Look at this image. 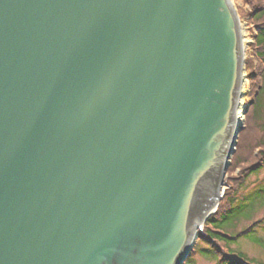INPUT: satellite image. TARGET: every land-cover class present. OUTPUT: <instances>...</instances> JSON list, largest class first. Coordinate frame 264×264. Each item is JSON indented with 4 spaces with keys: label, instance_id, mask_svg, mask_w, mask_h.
<instances>
[{
    "label": "water",
    "instance_id": "water-1",
    "mask_svg": "<svg viewBox=\"0 0 264 264\" xmlns=\"http://www.w3.org/2000/svg\"><path fill=\"white\" fill-rule=\"evenodd\" d=\"M245 71L233 0H0V264H186Z\"/></svg>",
    "mask_w": 264,
    "mask_h": 264
},
{
    "label": "rangeland",
    "instance_id": "rangeland-1",
    "mask_svg": "<svg viewBox=\"0 0 264 264\" xmlns=\"http://www.w3.org/2000/svg\"><path fill=\"white\" fill-rule=\"evenodd\" d=\"M233 2L241 20L246 55V80L244 84V96L241 103L243 105L241 112L244 116V124L242 125L244 129L240 134L237 150L232 158L226 176V186L223 192L224 196L220 204L223 202L228 189L232 187V183L242 175L245 168L257 163L264 150V147L257 148L258 146L255 145V142L258 141L264 129V110L262 111L263 117L262 115L258 118L253 117L254 105L252 102L262 84L261 79L258 77L262 69L257 62L256 51L254 49V35L257 31L249 15L253 7L249 0H233ZM262 102L264 103V97L262 98ZM262 143L264 146V135ZM262 167L263 168L259 172L253 173L250 176L245 186L240 188L237 205H240L241 209L229 215V218L222 224L226 233H238L260 219L263 220L262 225L264 226V165ZM237 187L238 186L235 187L236 191H238ZM257 235L264 240L263 229H259ZM199 240L200 234L198 235L195 247H197L196 245ZM199 245L205 247V245ZM231 245L234 249L246 254L250 259L264 263V247H262L261 244L255 243L247 238H240ZM192 260L193 264H216L215 261L207 259L198 253L192 256Z\"/></svg>",
    "mask_w": 264,
    "mask_h": 264
},
{
    "label": "trees",
    "instance_id": "trees-1",
    "mask_svg": "<svg viewBox=\"0 0 264 264\" xmlns=\"http://www.w3.org/2000/svg\"><path fill=\"white\" fill-rule=\"evenodd\" d=\"M249 2L253 7V10L249 15L257 31L254 35V49L257 53L256 56L259 59L258 64L262 69L258 76L261 79L262 84L252 102L254 105L253 117L258 118L260 115L263 117L262 111L264 110V103L262 102V98L264 97V0H249ZM263 135L264 129L258 141L255 142V145L258 146L257 148L264 147L262 143ZM261 154L262 155L259 157L257 163L245 168L242 175L232 183V187L228 189L218 211L208 219L204 229L199 232L200 240L196 245L197 247L192 251L186 264H193L192 256L196 253L215 261L216 264H264L250 259L246 254L234 249L231 245L237 242L240 238H247L264 247V240L257 235L259 229L264 230V226L262 225L263 220L252 223L238 233H226L222 226V224L229 218V215H232L241 209V206L237 205L239 190L242 186L247 184L248 179L253 173H257L263 168L264 150ZM236 186H238V191L235 189ZM199 244L205 245V247H201Z\"/></svg>",
    "mask_w": 264,
    "mask_h": 264
},
{
    "label": "bare ground",
    "instance_id": "bare-ground-1",
    "mask_svg": "<svg viewBox=\"0 0 264 264\" xmlns=\"http://www.w3.org/2000/svg\"><path fill=\"white\" fill-rule=\"evenodd\" d=\"M245 57H246V55H245ZM245 78H246V73H245ZM243 105L241 104V107H240V109H239V115H240V120H239V124H240V126H242L243 124H244V116L242 115V107ZM226 184V183H225ZM226 186V185H225ZM225 186H224V188H225ZM224 188H223V191L222 192H224ZM210 218V217H209ZM208 221V220H207ZM205 224L206 223H204V225H203V228L201 229V231L204 229V227H205ZM200 232V231H199Z\"/></svg>",
    "mask_w": 264,
    "mask_h": 264
}]
</instances>
